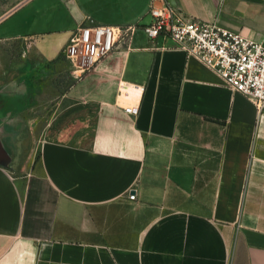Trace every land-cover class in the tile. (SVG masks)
<instances>
[{
	"label": "crops",
	"instance_id": "0c3cea01",
	"mask_svg": "<svg viewBox=\"0 0 264 264\" xmlns=\"http://www.w3.org/2000/svg\"><path fill=\"white\" fill-rule=\"evenodd\" d=\"M165 1L264 44V0ZM150 4L28 0L0 21L13 27L0 40L27 38L49 61L79 25L138 26L58 94L28 166L0 145V264H264V111L170 38L150 40ZM141 86L133 116L119 90ZM75 108L93 119L86 145L49 129ZM21 111L11 124L28 136L39 117Z\"/></svg>",
	"mask_w": 264,
	"mask_h": 264
},
{
	"label": "built area",
	"instance_id": "2783aa9c",
	"mask_svg": "<svg viewBox=\"0 0 264 264\" xmlns=\"http://www.w3.org/2000/svg\"><path fill=\"white\" fill-rule=\"evenodd\" d=\"M151 0V20L142 26L150 40L170 38L176 47L213 70L233 91L249 98L264 111V44L242 32L229 30L194 16L167 1ZM136 24L79 25L71 33L63 53L72 75L79 79L119 46H129ZM143 86L122 88L119 93L131 102L122 106L133 116L140 111ZM130 190L128 197L135 199Z\"/></svg>",
	"mask_w": 264,
	"mask_h": 264
},
{
	"label": "rangeland",
	"instance_id": "374dc122",
	"mask_svg": "<svg viewBox=\"0 0 264 264\" xmlns=\"http://www.w3.org/2000/svg\"><path fill=\"white\" fill-rule=\"evenodd\" d=\"M26 1L0 0V21ZM9 24L10 21H7L0 25V37L10 34L13 27ZM77 80L63 51L56 60L49 61L35 52L27 38L0 40V119L8 122L7 127L1 129L3 143L0 145L10 156L13 169L28 166L35 158L36 130H41L56 115L52 105L58 94ZM26 106L29 114L39 117L37 127L31 129L32 134L29 130L28 136L23 126L17 124L14 127L11 124L15 120L19 122L21 109ZM82 116L83 110L75 108L55 118L51 121L50 132L62 129L66 132L67 140L86 145L93 131V119L84 122Z\"/></svg>",
	"mask_w": 264,
	"mask_h": 264
},
{
	"label": "water",
	"instance_id": "95a60500",
	"mask_svg": "<svg viewBox=\"0 0 264 264\" xmlns=\"http://www.w3.org/2000/svg\"><path fill=\"white\" fill-rule=\"evenodd\" d=\"M2 156H3V153H2V151L0 149V159L2 158Z\"/></svg>",
	"mask_w": 264,
	"mask_h": 264
}]
</instances>
